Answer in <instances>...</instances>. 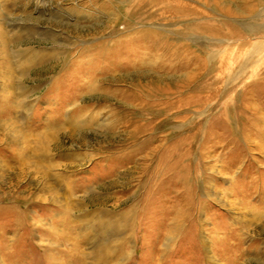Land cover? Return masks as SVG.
I'll return each instance as SVG.
<instances>
[{"label":"rangeland","instance_id":"obj_1","mask_svg":"<svg viewBox=\"0 0 264 264\" xmlns=\"http://www.w3.org/2000/svg\"><path fill=\"white\" fill-rule=\"evenodd\" d=\"M121 1L0 0V71L24 53L98 42L113 33L112 12L123 23L136 8L128 21L168 50L146 64L155 72L125 82L161 89L138 139L103 113L68 138L71 126L48 123L71 116L74 80L50 84V63L26 73L31 108L6 123L37 158L17 175L15 143L0 137V264H47L56 253L61 264H264V0ZM105 77L109 89L122 84ZM82 97L96 109L118 103ZM45 128L43 158L33 135Z\"/></svg>","mask_w":264,"mask_h":264},{"label":"bare ground","instance_id":"obj_2","mask_svg":"<svg viewBox=\"0 0 264 264\" xmlns=\"http://www.w3.org/2000/svg\"><path fill=\"white\" fill-rule=\"evenodd\" d=\"M117 1L119 2V5L122 4L123 2L121 0H117ZM139 11H140L139 8H136V11H134L133 14H131L129 11L127 12L125 11L123 15L126 17L125 20L126 22L123 23H121V21L119 22V20H121L119 15L120 13L118 12L117 14H114L112 12L107 17V20H109L110 24L111 23L114 24L113 33L111 35H108L105 34V32H101L103 33L102 36L100 37L102 40L95 43L92 42V44H89L90 43L89 42L87 46L84 45L79 50H76L74 45L71 44V47L69 48L67 47L68 48L67 51L64 50L65 52L63 50H62L63 52H61L57 49L51 52L38 50L29 53H24V56L26 57L25 58L23 57L24 61L20 62V64L17 65L19 67L17 68L18 71L15 67L12 66L10 61L7 60L6 63H3V65L1 66L2 70L0 71V77L2 76L5 83L3 85H0V105L2 106L4 103L5 105L10 104V110L8 109L1 110L0 128H2L1 131H5L4 128L6 130L8 129L9 131L10 130L13 131L11 135L0 134V137L4 138V143L5 142H9L11 144L15 143V145L13 144L14 145L13 147H16L15 162L17 165L15 167L18 168L21 165L19 167L20 170L18 171L17 169L16 172L17 175L27 173L25 172L26 170H24L23 167L26 165L27 161L29 162L30 159L37 158V156L35 157V155H32L33 152L32 153L28 152L25 146H22L21 144H17V142H21V138L19 134L16 133L18 129L16 130L14 126H11L10 124L6 123L8 121L7 118H11L12 115H14V113L18 114L20 110L21 111L30 110L32 103L30 104L29 100L27 99L30 94L35 92V88L33 89L28 88V78L26 76V73H30L32 70L42 67L45 64L48 63L53 64L51 65L52 66L50 68L51 70H54L56 68L58 69V72L51 76L49 80L50 84L57 83V81L60 78H62L63 81H69V78H72L74 80V86L78 88L77 92H75L73 95L74 102L72 104L73 107L71 108L72 109L71 116H66L63 118V116L61 117L58 114L52 115V118L48 123L50 126L56 125L58 127H62V126L66 127L65 125L67 126L69 125L71 126L72 129L67 135V137L71 139L77 138L78 140L79 139L78 136H79V132L81 131V128L84 129L87 126V124L90 122L93 125H96L97 120L100 119L99 114L103 113V114L116 116L118 124H120V126L122 127L128 128L129 125H132L133 130L131 131L133 132V135H131V137H133V139H136V137L138 139L141 133H143L141 127L136 126V124L137 122H140L143 119L142 112L144 108L148 107L147 102L156 101L157 100L156 97L158 96V94H160L161 89L159 88L150 89L147 88L146 85L144 86H141L140 84L132 85V84H128L129 82L128 83L125 82L128 80L127 78H129V76H131L132 73L133 74L135 73L134 77L143 78L141 74L143 73L142 71L144 69H147L149 72L151 71L155 72V69L158 68L156 64H154L156 65L155 69L151 68V66L150 68L146 67V64L156 59L157 52L162 50L164 53H168V50L165 46H163L159 42V40L156 37V33L154 31L139 29L141 26L137 25V27H135L131 21L130 22L128 21L131 18V16L132 17L135 16L136 14L139 13ZM128 12L131 16H129ZM139 40L142 41L141 44L140 43L132 44L133 42ZM21 41L23 42V40ZM7 44H8L7 39L4 40L0 38V48L5 47ZM6 57L8 59L10 58L8 55H6ZM13 73H16L17 76L18 75L19 76L15 77L13 76ZM59 73L62 75H59ZM106 75H111L114 78L113 83H117L119 81L122 84L120 85L117 83L118 85H115L116 89H114L113 87L109 89L108 87L111 84H103ZM97 77H101V78L97 79ZM94 82H96V85H93ZM101 85H104V87L106 85L107 88H104ZM8 89L14 90L13 95L7 94ZM88 94L106 95L107 97L115 100L119 104L121 103L122 106H117L116 104L118 103L112 104L111 106H104L101 109H96V107H92V106L91 107L83 106L80 102V99L82 96L84 97V95H88ZM146 96L148 97V99ZM49 99L50 97H48L47 95L44 98V101H47ZM14 119H16L15 123L18 122L19 124V119L16 116L14 117ZM98 126L99 124L97 125V127ZM75 127H77V129H75ZM42 128H43L42 124L41 125L38 124L39 131L42 130ZM114 128L115 127L110 129L108 132L111 131L115 135L117 132H115ZM50 136L51 135L47 133L46 128L43 131H41L39 134H35V136L33 135V137L36 138V143L40 145L39 147L40 149H37L39 151L38 155L43 158L50 156L51 150L49 148L45 149L46 142L49 140ZM131 137H129V139H131ZM125 141H126L125 145L128 144L127 143L128 140ZM40 162L41 161H37L36 164L39 166ZM60 257L61 256L58 255L57 253L54 257H50V255L46 256L47 264H61L62 260ZM81 257L82 256L80 255L79 258ZM85 257L84 258L82 257L83 258L82 261L85 259ZM76 259L77 258H75V260ZM9 264H25V262L12 260L11 262H9ZM101 264H108V263L102 262Z\"/></svg>","mask_w":264,"mask_h":264}]
</instances>
